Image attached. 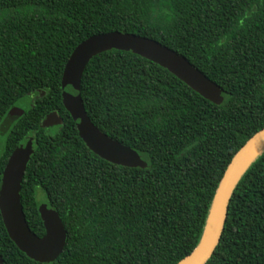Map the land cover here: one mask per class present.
<instances>
[{"label":"trees","instance_id":"trees-1","mask_svg":"<svg viewBox=\"0 0 264 264\" xmlns=\"http://www.w3.org/2000/svg\"><path fill=\"white\" fill-rule=\"evenodd\" d=\"M112 32L184 56L224 99L216 105L130 52L93 58L81 85L86 111L145 168L90 151L63 105L74 50ZM32 93V106L18 111ZM51 113L62 124L43 128ZM263 129L264 0H0V189L12 152L32 139L21 189L28 225L45 235L39 207L47 204L67 231L59 258L39 263L10 239L0 212L5 264L180 263L199 245L232 160ZM206 264H264V152L237 185Z\"/></svg>","mask_w":264,"mask_h":264},{"label":"water","instance_id":"water-1","mask_svg":"<svg viewBox=\"0 0 264 264\" xmlns=\"http://www.w3.org/2000/svg\"><path fill=\"white\" fill-rule=\"evenodd\" d=\"M124 51L138 55L166 69L193 91L216 105L223 103L222 91L184 56L160 43L134 34L112 32L97 35L81 43L68 60L62 77V99L72 117L80 138L90 151L117 166L145 168L147 165L131 148L111 139L91 121L82 98V78L90 61L108 51ZM62 120L51 113L43 128L60 126ZM264 152V129L254 135L236 154L215 195L211 214L197 248L178 264H206L213 256L224 232L229 204L240 180ZM34 153L33 140L16 148L8 159L0 189V212L10 239L20 251L39 263H52L63 253L67 231L59 214L42 204L39 213L45 235L38 237L27 222L22 202L23 179ZM0 264H5L0 255Z\"/></svg>","mask_w":264,"mask_h":264},{"label":"rangeland","instance_id":"rangeland-1","mask_svg":"<svg viewBox=\"0 0 264 264\" xmlns=\"http://www.w3.org/2000/svg\"><path fill=\"white\" fill-rule=\"evenodd\" d=\"M38 93H32L30 95H28L27 97L23 98L22 100H20L17 104H16V109L18 111H26L28 110L32 104L35 102L36 98H37ZM3 137L2 135H0V151L2 150L3 147ZM42 195L43 193L41 191H39V201H42Z\"/></svg>","mask_w":264,"mask_h":264}]
</instances>
